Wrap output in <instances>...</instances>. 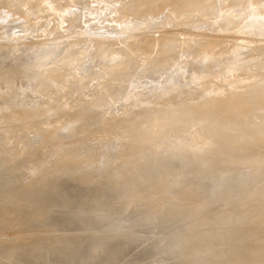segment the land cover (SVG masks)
Wrapping results in <instances>:
<instances>
[{
    "label": "rangeland",
    "instance_id": "rangeland-1",
    "mask_svg": "<svg viewBox=\"0 0 264 264\" xmlns=\"http://www.w3.org/2000/svg\"><path fill=\"white\" fill-rule=\"evenodd\" d=\"M141 11H143L142 13L144 14H142ZM137 13L141 14L138 15ZM136 15H138L137 18ZM19 27L21 29H19ZM10 28L14 29L11 30ZM9 29L14 33L12 34V32L10 31L11 35H9ZM125 38H127V40L130 39L129 42ZM159 39H161V41ZM168 39L170 40V44L173 43L172 46L170 45V47H168ZM121 40L127 41H124V43H128L126 49L123 46L124 43ZM140 40L142 41L139 43ZM162 40L164 43L162 42ZM166 40L167 42L165 43ZM173 40L175 41L173 42ZM91 41L93 42V48L91 47L92 50L95 47L94 42L96 43V45L99 44H97V42H100L99 45L102 46V49L104 47H109V49L103 50H106L105 54H109L111 51L114 52V46L111 47V45L117 41L118 45L115 46V49L117 51H115L119 53L117 48H121V50L123 49V51L125 49L126 52H124V54L127 53V51L128 54L130 53L129 50L130 48H134L133 46L135 42L137 47L131 49V52H133L135 49L137 50V48L140 51L141 49H139V47L141 43L143 41L146 42H143V46L140 47L143 50L142 52H139L140 54L138 52V55H135L136 52H133V54L130 53L132 55H135L133 56L134 59L131 58L132 55L128 56V54H115V56H119V58H124V56H126V63H129L130 61V65L126 64L122 59H120L125 63L124 64L120 62L122 64L120 67L119 58H113L114 56L112 57L110 54V56L114 60L118 61L114 62V64H119H115L118 70V72H116L115 66L111 65L113 63H111V60H109L111 59V57L108 59L109 63H107L106 59L108 56L106 57V55H103V51L100 52V50H102L101 46L100 48H95L97 50H95V54L97 53V56L100 53H103L100 55L102 56L100 58H106L104 59V61L106 62H100L103 59L97 61V63L95 61L98 59L94 61V58H97L99 56L93 58L94 51H91L90 49V45L92 43ZM119 41H121L120 44L123 48L118 47L120 46ZM102 42L105 43L104 47L102 45ZM31 43L33 44L31 45ZM60 43L66 46L63 48V45L61 46ZM67 43H72V47L75 44L74 48L78 44H82L83 46H78L82 49L86 45L88 47L89 43L90 45L87 49L84 48L86 50L83 49L85 51V54L83 53V55L85 56H83L81 52L74 53L76 55H74L73 53H69V48L71 47H67ZM45 44H48L46 46L47 49H49V47H54V52L56 54L59 52V45L69 53L67 57L66 55H64L66 53H63L62 57V53L60 55L59 52L57 54V57L58 59L60 58V56L62 57L60 58V61L57 60V57H51V59L56 58L57 62H54V60L52 62L50 61L51 65H55L56 63H61L62 61L63 63L68 62L72 58V63L71 61H69L70 63H68V65H71H69L70 67L68 65H65L66 63H64L65 67H63L64 65L61 66V64L58 63V65L60 64L59 66H61L62 69L66 68L67 66V69H69V71L74 64L76 65L77 60L78 62H80V64H82L83 62L86 63V65H82L83 68L86 69L87 62L85 61L90 58V56H88L89 58L86 56L92 55V58H90V60L92 59L95 65H92V62L90 60L88 61L90 62V65H92V67L94 66V68L88 67L89 69L85 71L83 68H80L82 66L79 67V63L76 65L78 66L77 68H75V65V67H73L74 69H78L76 70V72L71 68L70 74H77L78 72L79 75H81L82 73V76L84 75L83 77H88L87 80L82 76H80L82 78L79 77V81L81 79L85 80L84 82H80L82 83V86L83 84H85V86L87 87L86 83L90 82L89 84L92 87L93 85L90 81L92 80V78L94 79L93 83H97L100 75L95 72L96 75H99V78L95 79V77L97 76H93L95 74L93 71L97 70L95 68H98L101 65L100 63H104V67L100 66L101 68H108V65H111V68H115V72L113 71L111 76L113 77L114 74H116L115 76L118 78L117 75H119V69H125L123 64L125 66L129 65V68L126 67L128 68V70L125 69V71H129L131 73L129 69H132L133 71V68H136L138 62H141V65L137 66V71L141 70V73L144 76L140 74V72L137 73V71L135 73L139 76L131 73L132 75H135L137 77L132 75L128 76L127 78L129 80V83L127 82L126 78L123 79L124 83L127 82V86L126 84H124L126 89L123 88L124 85L121 81V75L119 76V78L121 77L119 81H121V85H123V87L121 85H118L120 82L115 78V76L114 78L119 83L115 82L118 83L115 84L111 82L112 85L109 84V81L111 80L108 79L110 78L109 76L108 78H106L108 79L109 86L107 85V83H105L106 85L102 84V81L107 82V80L105 79L101 80L98 84L101 89L100 92H103L102 89L104 90V87H106L105 89L108 90V87L115 84L116 86L114 87L119 88V90L117 89L119 93L115 90V92H111L110 95L109 90L112 91V89H115L111 87V89L108 90L109 94H107L108 92L104 93L106 91L105 90L103 94L99 92V95L101 94L100 96L105 97V95L107 94L110 97L114 96V99H110V97L106 96L108 97V99L106 98L105 100V98L103 97H95L91 95L93 93V90L97 92V94H93L98 95V86H95V84V88H91L92 90L89 89V86L88 89L86 88L87 90H90L88 92H86L87 90H84V86L82 87V89L80 87L82 95L84 91L86 92H84V94L87 95L85 98L82 97L81 99L80 97H78L82 96L80 95V90L78 89L73 91V89L78 88L74 87H76L79 83L78 81L73 82L72 80L77 77L76 74H71L73 77L72 78L70 77L71 75L69 76L68 74L69 71L65 69L66 71L64 70V73H67L69 77L66 75V77H64V73L61 76L62 69L60 67H57V65L54 66L55 69L51 68V65L47 66L48 64L46 63L49 61H46L42 58V55H45L48 51H45ZM70 44L69 46H71ZM129 46L130 48L128 49ZM42 47L44 48V51H42V55H39V52H41L40 49H42ZM80 48L79 50L77 48L76 51L83 52V50H81ZM56 49L58 52L55 51ZM63 49H61L60 51L64 52ZM88 49L92 53L89 52ZM71 50L75 49L71 48ZM52 51L48 52L51 53L50 56L54 55V52ZM86 51H88L90 54L87 52L86 55ZM123 51L120 53H123ZM233 53L236 57L231 58L230 55ZM70 54L74 56L72 57ZM48 55H45L47 57H44L48 59ZM81 55L83 56V58ZM120 55H122V57ZM161 55L163 56V59H161ZM70 56L71 58L69 59ZM25 57L27 60H24L28 63L23 67L26 68V71L24 74H22L24 70L22 68L24 63L22 61ZM128 57H130L131 59L129 58V60ZM197 57H200V60H198ZM80 58H82V61H80ZM125 58L124 60H126ZM83 59H85V61ZM160 59L162 60V66L157 68L155 67V65ZM252 59H254L256 63L259 62L258 64H260V61H263L264 63V0H0V69H2V67H4V65L7 63L9 70L10 68L12 69L13 67H15V70H12L13 74L11 73L12 77L14 76V81L12 80V82H10L12 77H10L11 74L9 73V77H7L10 80L6 79V75L4 76L5 79H3L4 77L0 79L4 81L6 80V82L1 81L2 85L0 83V97L2 98H0V121L5 120L0 122V152H4V150L10 149L9 152L11 153L10 155L9 153L7 154L8 158L9 156L13 155L11 158L6 159L7 161H9L8 164L7 161H4L6 163L3 164V167L6 164L8 169L4 167V172L2 170L0 171V195L2 197H0V200L5 199L6 202H4L5 200H3L1 201V204L4 203L8 205L7 207H4L6 205L0 204V264H15L11 261H8L7 258H3V255H6V253H3V255L1 254V251L7 250L8 245L10 246L11 244L12 248L17 247L18 249H21L19 248V245L22 246L23 244H27L29 242H36L37 244L34 243L35 245L31 249V252H26L24 250L26 253H28L25 255V258H27V260H25V262L21 264H60L64 260L56 252L57 246L55 247L52 241L54 240L55 242H57L56 240L58 238L65 239V237L69 238V236L73 237L75 240L77 239L76 241H78V247L80 248L76 250L75 258L78 259L77 261H79L80 263L82 262L81 264H97L101 261V259V264H140L144 259L145 261H147L145 264H264V117H262L264 113V67H257L256 69L249 71L245 75L238 73L239 69H242L243 63H245L242 60H249L250 62L255 63V61H253ZM114 60H112V62ZM131 60L138 61L136 62V65L133 61V68L130 67L132 64ZM21 63L23 64L21 65ZM263 63L261 64L263 65ZM96 64L100 65H97V67ZM142 64H146L144 65L145 67H143ZM151 64H154L155 69H157L158 71H155L154 68L150 69V67H152ZM261 64L259 66H262ZM45 66H47L46 70L44 68ZM139 67L141 69H139ZM142 67L146 68L147 70L149 67V69L152 70H148L150 73H153V71L157 72V76L154 73V76H156L155 78L152 76L153 74L151 75L150 73H148L153 77V82H146V80H151V78H146V75H148V71H145L146 69H143ZM56 68H60L61 73L58 74V71V73H56L57 76L54 74V70H56L57 72ZM99 68L97 71L101 70ZM50 69L54 71L53 73H51V75L46 73L47 70ZM79 70H84L85 72H81ZM88 70L89 72L90 70L93 71H91L92 73L89 74ZM40 71L41 73L39 75ZM121 71L122 70H120V72ZM9 72H11V70ZM42 72H44V74L46 75H49V77L47 76L46 78V75L44 76ZM143 72H146V75ZM33 73L34 75H32ZM36 73H38L37 76L39 75V77L36 76ZM101 73L104 75L102 78L107 77L105 76L106 73L100 71V74ZM130 73L126 72L125 74L129 75ZM41 74L43 75L42 77ZM52 74L53 76L57 78L59 77V79H61L59 80V82L62 81L61 77L66 78L67 81H64L63 79L65 83L70 82L66 84V87L65 83L63 84L61 82L63 87H65L62 89V86L59 85V82V84L57 83L58 85L54 84V86L56 85L60 90L65 89L66 94H69V92H67L68 85L70 84L71 86L73 85L71 83H74V87L71 86L72 95L70 94L68 96L72 100L76 96V98H74V103L72 100L66 99L68 97L64 98V102L62 101L63 99H61V96L59 94H62L64 97V90L62 92L54 87L53 90L57 89L60 92L57 93V95L56 93H53V90L50 91V89H52L53 87L52 84L55 83L51 80H55L57 82V78H53ZM125 74L123 75L124 77H126ZM15 75L17 78L15 77ZM26 75H30V77L27 78ZM149 75L148 77H151ZM34 76L41 81H38V79L36 80L40 82V84L42 83V85L38 86V84H34V82H36L33 78ZM131 76L132 79L138 77H141L140 79H143V77H145V80L143 79V83L145 81V85L142 82L141 83L143 85L139 84V82L142 81L139 78V82L133 80L137 83H131L132 81L130 82L131 79H129ZM22 77H26L29 80V83H33L31 84L32 87H34V90L31 86V89L29 88L28 90H33L31 94L33 93L34 95H30V91H25L27 88H24V92L27 93L24 95L22 94L23 96L21 95V92H18L20 95L18 93V95L16 94L17 88L19 89V91L20 89L22 90V88H20L22 87V84L25 83V85L23 86H29V84H27L28 82H25L28 80ZM31 77L33 78L32 81ZM69 78H72V82L71 80H68ZM15 79L20 80L16 81ZM199 79L201 80L199 81ZM112 81L115 80L112 78ZM8 82H10L11 84L13 82H18L17 85H19L20 83L21 85H19L20 87L16 88V84H13V86L11 84H8ZM75 83H77L76 86ZM80 83L78 86H81ZM161 83H163V85H165V83H168V86L171 84V89L168 88L169 90L166 86L165 91L169 92H166L167 94L165 93V96H163V98L162 96L160 97V95H162V93H164L165 91L164 86L159 85ZM100 84L104 85L102 86L103 88H101ZM129 84L133 85L128 86ZM135 84L136 86H134ZM155 85L158 86H156L158 91H152L154 88L156 89ZM8 86L11 89H9ZM161 86L162 90L159 89L161 88ZM120 87L123 89L120 90ZM127 87H130L129 89H132V87L133 89H135V91H133L132 89V93H135V95L133 94V96H136V94L140 95V97L139 95H137L138 99L134 97L135 100L129 98L131 99V101L134 100V102L142 98L141 95H145L149 91L148 88L151 89V93L149 92L146 94L147 96L145 95L144 99L147 101H144V99L142 98L140 99V102L144 101L146 104H148V106L149 104L150 106H153L151 104H156L153 106L155 108H150L146 105L144 110L138 111L143 109V106H145L144 102V104H142V102L140 104L139 101L138 104L142 105L143 108H141V106L135 109L132 108L139 105H136V102L135 104H133V102L131 101L129 103L126 102L129 101V99L127 100V96L132 94L130 93V90L127 89ZM143 87L145 90H147V92L143 91V89L141 90V88ZM257 87L259 88L256 89ZM6 88L9 89L10 92H6L8 91ZM12 88L13 90L16 88L15 93L14 91L11 92ZM38 88L41 90L44 88L43 90H45V92L48 90L47 92L49 94L52 92L50 95L48 93L45 95H49L51 97L54 94V97L50 98L45 96L43 94L45 92H39L40 90ZM124 89L128 90L130 94ZM4 91L6 92V94L4 93ZM36 91L40 94H43L47 99H43V95H41V98L40 95L36 93ZM76 92L77 94H80L77 96ZM2 93H4L6 97H3L4 94L1 96ZM7 93H9L8 97ZM112 93H117L120 97H118L117 95L115 96V94L112 95ZM248 93H250V95ZM10 94L11 98H9ZM12 94H15L16 97H21H18V99L15 97V99L14 97H12ZM123 94H125L126 96ZM57 96H60V98ZM70 96H72L73 98ZM89 97L91 98L88 99ZM93 97L95 99L98 98L99 101H101L102 99L105 100L104 105L102 104L103 108H101V103H99L98 100H94ZM115 97H122V99L118 100L116 98L115 101ZM48 98H50V100H48ZM54 98H59L60 100H55ZM45 99L47 100V102H51L53 99V101L56 102L58 100L59 103L60 101H62V105L66 103V107H64L68 108L69 111L71 108H74L73 105L75 104V102L80 105L81 102L84 103V101L87 100V103L85 102L84 106H89L90 108V106H92V102L95 101L94 103L96 104H93V106L95 108L98 107V111L102 109L103 115L105 114L106 116H108L109 114H112L111 116L109 115V117H113L114 120L111 118L113 120H110L109 122V127H111L109 128L107 127V125L106 127L109 129H106L105 123L108 124L107 121H109L110 118L106 117L105 115V117H102L103 115L100 111L101 119H98L97 117L99 115L98 112L93 111L95 110L94 107H91L93 110L91 108L90 110H92L94 113H97L96 115L94 113L91 114L90 111V114L87 113L88 111H85L86 109H83L85 108L84 106L80 107L83 104H81L80 106L76 104L78 107V112L75 111V109L77 108L76 106L74 110L71 109L72 112L78 113L76 114L72 113L71 111H67L68 109H64L65 112L64 110L60 111L59 109V111H57L58 107L55 108L54 111V107L59 106L56 102H51V104H55V106L52 107L51 105L50 109V105L46 103L48 105L46 106L49 110V114L53 113L48 116L45 113L47 109H45L44 112L43 110H41L45 106V104H43L45 102ZM1 100H5L4 102L6 103L9 101L7 103L8 105H6V103L4 104ZM13 100H15L16 103ZM66 100L72 101L73 105L69 104L71 105V108L68 107L69 105L67 106V104L71 102L67 103ZM10 101L14 102L15 104H10ZM118 101L121 103H119ZM157 101H161V104ZM232 101L237 103L235 107L231 105ZM41 102L44 106H42ZM101 102H103V100ZM113 102L118 103V105L114 104L115 107L112 106ZM177 102H180V106L184 108L177 106ZM122 103L132 104H126L124 106L122 105ZM170 103L172 104V107L176 106V108H173L174 110L181 108L185 111L183 113V110L178 109L177 112L175 110L176 113H178L179 111L180 115L182 113L184 114L181 115L182 119L180 118V116H176V113V117H174V114H172L173 111L169 113V111L171 110V106L169 108ZM97 104H100L101 109H99V105ZM182 104L186 105V107ZM208 104L212 106L209 113L203 116H199L198 119L195 118V115L194 118L192 117L188 119V114L190 116V114H194L195 111L201 112L206 107H208ZM106 105L111 107V109L107 107L110 112L106 108ZM7 106L10 109L6 108V110L3 111V108ZM62 107L60 109H63ZM79 107L81 108L80 114ZM89 108H87V110H89ZM2 111L3 114L1 113ZM7 111L11 113L9 114L7 113ZM33 111H36L37 115H43L44 113L45 115L44 117L36 116V113ZM84 111V115H86L87 113V115L89 114V117H91V115L96 116L97 121L103 120V118L104 120H106L100 122V125L102 127L99 125V121L94 122V126L98 127L97 129L92 125V119L95 120V117L93 116L92 118H90L92 123L91 128H95L96 130H99L101 128L98 132L91 129V132L93 131V133L97 135L93 134L92 136L90 135L91 133L83 134L84 132L90 130L88 129V125L90 124H88V121L90 120L85 121L82 118L83 114L82 116H79ZM104 111H108L109 114L107 112L106 114ZM258 111H260L261 113H258ZM5 113H7L8 115H5ZM32 113V116L35 115L37 118L34 119L31 116L33 118L32 119L30 116H28ZM65 113H68V115L74 114V117L78 116L80 120L78 117L77 119L75 117L74 120L77 121L73 122L71 126L69 122L74 121L73 117L70 116L72 117V120H70L71 118L67 115L69 117V121L67 120L68 117L66 118ZM166 113H169L168 115H172V117L167 115V117H165L164 115ZM63 114L65 116H63ZM260 114H262V116ZM7 116H9L10 118H6ZM59 118H62V120L65 119V121H69L67 123H69L70 125L68 126L70 130H68V127L67 129L66 127L62 128L64 130H68L67 133H65L66 131H62L65 134L59 131L62 130L59 129V127L64 126L65 121H62L64 122L63 124L61 122H58L60 125L57 126L58 128L55 126L58 125L56 122L59 120ZM81 118L82 120H84V123L88 124H84L85 127H87L83 128L87 129L85 131L82 128L80 130L79 123H83ZM191 119H194L196 121ZM78 121L80 122L78 123ZM2 122H5V124ZM51 122L55 124L51 125ZM74 123H78L77 127L79 128H77ZM95 123H97L100 128ZM50 125L55 126L54 129H56V132L54 129L52 130L53 127H51ZM84 125L82 124L81 127ZM48 128L49 131H53V133L50 134L51 138L49 137L47 139V137H43V134L49 136V134L45 133L47 132L46 130ZM103 128L107 131H104ZM57 129L59 130L57 131ZM72 129H74V133H76L75 135L73 133L74 136L72 134H68V132L71 133ZM78 129L84 132L78 133ZM60 133L61 135H59ZM77 133L79 134L78 136ZM105 134L109 135L106 137ZM123 134L125 136L123 137L124 139H126L127 143L124 139H122L123 137L120 140V135L122 136ZM103 135L105 136L104 138ZM111 135H113V137ZM114 135L117 136L116 140L119 139L122 143L123 141H125L124 146L120 141L117 142L116 140L114 141V139H112V141L110 140L111 137H116ZM109 136L111 137L109 138ZM100 138L103 139L101 140ZM99 139L102 142L104 139H107L110 142L107 143L106 141H104L103 144L102 142H100V144ZM33 140H36L35 143H33ZM28 141L30 143H28ZM72 142L78 143V145L76 144L77 146L75 145V147H77L78 149L79 144H84L83 148H85L86 145L89 144L90 146L87 145L86 148L89 147L90 150L91 148H93L92 151L95 148L103 146L105 144L106 149L108 148L110 150L107 149L108 152H106L107 150H103L105 149L104 147H102V149L100 147L101 151L97 148L100 152L97 151V153H94L96 151L95 149L91 157L87 158L88 155L90 156V150L88 151L85 148L87 150L86 151L82 148L83 150H85L84 153V151H82L81 149V145L79 150L76 148V151H72L75 150V148L73 147L75 143L73 144ZM119 143L122 145H120ZM29 144L32 148L29 147ZM54 144L59 147H61L60 145L63 144V148L61 147L62 149L59 148L58 150L62 151L61 153H70V156H67L68 154L64 153V157H68H65V160L69 159L70 157L72 158V155L76 153L81 155L83 154L86 159L82 158V156L80 155L81 157L79 156V159H75L76 157L78 158V156H74V159L72 158V160L70 158L69 161H61V159L57 157H60L63 154H61L60 151L57 150L58 147L55 145L57 147L56 148ZM68 144L74 149L72 147L67 148L69 146ZM93 144H96L97 146L95 145L94 147ZM92 145L93 147H91ZM119 145L120 147H123L120 148ZM48 149L51 153L48 152ZM50 149H53L56 155H54L55 153ZM92 151L90 152L92 153ZM24 152H26L25 155L28 154L26 155V157L25 155H23ZM86 152H88V154ZM4 153H2L0 156V164L3 162V158L1 159V157L5 156L4 160L6 158V154L4 155ZM18 154H20V156ZM47 154L48 156L46 158L45 156ZM85 154H87V156ZM21 155H23L24 157H22ZM50 155L54 156V158L56 156L57 161L58 159L60 160L59 163L54 162V160L56 159L53 158L52 160V156ZM15 157L17 160H15ZM152 157H154V159ZM161 158L164 161H162ZM10 159L14 161L12 162L10 161ZM38 159H40V161H42V159H46L42 162H44L46 166L49 165L50 167H48L50 168V170L51 167L55 169V163H58V166H55L57 168V171L59 169H63V166L67 165L70 167L72 165L73 167L71 166L69 168L71 169V171L67 169L69 172L67 170L66 172H72L71 174H73L75 171H77L79 174L78 176H82L83 179L81 178L80 182V180L78 181V179H76L78 176L74 175L77 173H74V176L72 177L71 175L70 177L68 173L64 172L70 177V179L69 177L64 178L65 181L66 179H69L68 184L65 185H67V187L72 185L73 188L69 187L70 190L69 188H67L68 192L63 191L66 189H63L61 185H63L64 187V183H66L67 181L62 182L64 180V176L62 175L66 176V174L60 173L62 178L56 177V180L53 181L54 184L53 182L50 183L49 181L53 180V176H59V173L57 174V172H53V178L49 177L52 173L46 174L47 177H49L47 178V182L46 176L45 178L43 176V172L45 175V173H47L45 171H48L45 170L47 167H45L42 162H39ZM47 160H49L50 162H48ZM29 161H33V165L30 164L31 162ZM139 161H141V163ZM85 162L87 164L86 168H84ZM81 163H84L83 166L80 165ZM37 164H39V168L38 166L36 167L42 172L40 173L42 179L39 174L40 170L38 172V170H36L37 168L34 167V165ZM40 164H42L41 167ZM59 164H61L62 166ZM43 166L45 167V169L42 168ZM60 166L61 168H59ZM80 166L83 167L84 173ZM0 167V169H2V164L0 165ZM21 167L24 168V171ZM29 168L36 170L39 176L36 171H34L36 173L34 175V172L32 170H29ZM9 169L11 170L9 174H11L12 171L17 170L14 172V175H16V177L13 175H10L9 177ZM85 169H87V172L89 169L92 170L91 172H89L91 173V175L89 173H86ZM20 170L24 173L26 172V175L20 174L22 173ZM60 170L58 172H60ZM27 171L28 173L29 171L32 172V174H28ZM16 172H19L20 177L17 176L18 174ZM81 172L83 173V175ZM48 173L50 172L48 171ZM131 173L133 174L132 176H130ZM86 174H88L87 177L90 176L89 178L91 179V181H93L94 179L95 181L91 182L89 178H86ZM30 175H34L35 177ZM12 176L14 179H12ZM17 177L18 179L22 178L24 181H26L25 179L27 177L28 178L27 181L25 183L23 182L22 185L23 180H20L19 182L18 179H15ZM39 177L42 181H44L45 184L38 179ZM92 177H94V179H92ZM58 178L63 180H60L59 182ZM70 180L72 181L71 183ZM87 180H89L91 183L87 182ZM40 181L45 186L40 184ZM82 181H85V184L93 183L94 185V182L95 184H98L96 186L94 185L95 190L98 191L97 194L95 192L94 195V191L91 190L92 188L89 189L90 187L87 184L89 189L87 190V197L89 198L91 195H93L95 196L94 198L93 196H91L92 199L85 198V193L87 194V191H85L87 189V186H85V189V184H83L84 182ZM37 182L40 186H38L37 188L40 190L33 187H36ZM41 185L43 188H45L47 185L50 186L49 188L51 190H49L53 192L50 193L52 194V196H54L52 197L49 193V190L46 189L48 188V186L45 188L46 190H43V188H41ZM79 185H81L80 187H83L78 189L79 192L82 193L81 189H85V193L80 194L76 191V188H79ZM30 186H32L33 189L36 190L34 192L35 197L31 198L33 199V201L31 200V202H28V200L30 201L31 195L26 193L25 189L28 190ZM51 187H59L58 190H60L56 191L57 188L52 189ZM181 188H183V190H180ZM33 189H29L30 193ZM72 189H74V191L79 194L70 192L73 191ZM90 190L92 192L89 195ZM39 191L46 193V195L50 194L49 196L51 197L47 195L50 200L55 197L54 192H65L60 194L64 195V197H70L71 201L68 198L63 199V196L61 195V198H58L57 196L56 197L60 200L62 199V201L65 200L67 202L66 204L71 203V205L74 206V208L73 206H71L73 210L72 208H68V210L71 209V211H68L66 209L70 205L65 207L60 206V200L57 199L59 203H56L55 197L53 199V202L55 201V205L58 204L59 206L56 205V207L54 205V210L56 209L54 211V214H58V216L54 217L55 215L53 214V211L50 212L53 206V202H51L52 206L49 205L51 209H45L46 211L52 213V218L39 215V213H42L41 211H44L43 207H45L42 206L41 202H39L42 199ZM66 192L67 194H72L73 197L75 196L74 194H77V196H75L74 198L71 195L66 196ZM173 193L176 194L173 195ZM34 194L32 196H34ZM83 196L84 198H82ZM72 198L73 201H75L74 204H72ZM126 201L128 204L125 203ZM38 202L41 206L38 205ZM46 202H49V199ZM63 204L65 203H62V205ZM36 205H38L37 208ZM32 207H34V209H31ZM46 207H48V205ZM75 207H78V209H76ZM124 207L127 209H125ZM39 208L40 212H37L38 216H40L39 218L41 219H39L36 215L37 212L34 213ZM30 210L33 211L31 213H34V216L38 218H36V220L38 221H35V217L30 213ZM61 210H64L62 211L63 213H66L67 211L70 213H55L56 211L59 212ZM22 211H24V213ZM28 211L30 215H28ZM74 211H77L79 214H77L76 212L72 213L73 215H71V212ZM80 212L83 213L80 214ZM24 214L27 215L26 217H33L34 221L38 223L34 224L35 222L33 220L32 221L34 223L32 221L31 223L26 222L27 220L29 221V219L31 220V218L28 217L25 220L26 217L24 216ZM46 214L47 213H43V215ZM3 215L5 217L6 215H8V218L6 217L7 219L2 220V218H5ZM48 222H50V226H48ZM65 224L68 225V227H66ZM101 225H107L109 226V228L107 229V227H105L103 230V226ZM99 226H101V228H98ZM65 228L68 229V231H65ZM69 229L74 231L72 232ZM251 233H258V235L255 236V234ZM71 237L69 239H72ZM106 239L119 240L121 242H125L124 244L133 242L136 245L131 247L128 244L126 247H124L112 242L111 244L103 245ZM247 239H249V242L253 240L251 241V243H249L250 245L247 243ZM58 241H61V239ZM167 247L168 250L162 253L150 251L148 249L153 248L155 250H162ZM17 248L15 250H18ZM65 248L67 249L66 246H64L63 249ZM22 251L23 249L21 250V252ZM23 253L21 254L23 255ZM183 253L185 254L183 255Z\"/></svg>",
    "mask_w": 264,
    "mask_h": 264
},
{
    "label": "bare ground",
    "instance_id": "bare-ground-1",
    "mask_svg": "<svg viewBox=\"0 0 264 264\" xmlns=\"http://www.w3.org/2000/svg\"><path fill=\"white\" fill-rule=\"evenodd\" d=\"M142 12H143V11H141V13H142ZM141 13H139V14L137 13V14L140 15ZM155 13H156V12H155ZM142 14H144V13H142ZM138 15H136V18L138 17ZM34 22H35V21H34ZM10 29H11V28H10ZM10 29L8 30V33H10L9 35H11V32H12V34L14 33L13 31H11V30H13L14 28L11 29V30H10ZM16 29H18V28H16ZM19 29H21V28L19 27ZM10 31H11V32H10ZM23 34H24V33H23ZM116 36H118V35H116ZM116 36H114V37H116ZM119 36H121V35H119ZM48 37H49V36H48ZM128 38H130V37H128ZM167 38H168V37H167ZM169 38H170V37H169ZM17 39H18V38H17ZM122 39H123V38H122ZM125 39L127 40V38H125ZM176 39H177V38H176ZM44 40H46V39H44ZM126 40H121V41L124 43V41H126ZM129 40H130V39H129ZM129 40H127V41L129 42ZM159 40L161 41V39H159ZM168 40H169V39H168ZM17 41H18V40H17ZM27 41H28V40H27ZM121 41H119V45H120V46H118V47H122L121 44H120ZM127 41H126V42H127ZM131 41H132V40H131ZM141 41H142V40H140L139 43H140ZM160 41H159V42H160ZM174 41H175V40H173V42H174ZM15 42H16V41H15ZM38 42H39V41H38ZM44 42H46V41H44ZM91 42H92V41H91ZM91 42H90V43H91ZM126 42L124 43V45L122 44V45L125 47V49H126V46L128 45V43H126ZM133 42H134V40H133ZM133 42H131V43H133ZM143 42H146V41H143ZM143 42L141 43V45L139 44L140 47L143 46V45H142V44H144ZM162 42H163V40H162ZM166 42H167V40L165 41V43H166ZM169 42H170V40L168 41V47H170V45L172 46V44H173V43L170 44ZM171 42H172V40H171ZM19 43H20V42H19ZM28 43H29V42H28ZM90 43H89V45H90ZM98 43L100 44V42H97V44H98ZM102 43H103L102 45H103V47H104V44H105V43H104V42H102ZM116 43H117V44H116ZM131 43H130V44H131ZM157 43H158V41H157ZM163 43H164V42H163ZM29 44H30V43H29ZM32 44H33V43H31V45H32ZM34 44H36V43H34ZM60 44H61V43H60ZM67 44H68V43H67ZM69 44H70V43H69ZM69 44H68L67 47H71L72 49H75V50H71V48H69V53H73V54H74V53H80V52H81V54L83 55V53L85 52L84 50H86V49L89 47V45H88V47H87V45H86V46L84 47V48H86V49L83 48V49H84V50H83L82 48H80L81 46H83L82 44H78L77 46H75V48H74V45H75V44L73 45V47H72V45H71L72 43L70 44L71 46H69ZM99 44L96 45V43L94 42L95 47H94L93 50L91 49V47L93 46V42H92L91 45H90V49H91V51H94V52H93V53H94L93 58L99 56V57H97V58H94V61H95L96 59H98V60L95 61V62L97 63V61L103 59V60L100 61V62H106V61H104V59H106V58H100V57H102V56H100V55L104 53L103 55H106V57L108 56L107 59H106V60H107V63H109L108 61L111 60V63H113V64L110 63L111 65H114V66H115V64L117 65L118 63H115V64H114V62H115L116 60H114L113 58H115V57H116L117 59L119 58V56H115V54L117 53V52H116L117 50L115 49V48H116L115 46L118 45V41L111 45V47L114 46L113 49H114V52H115V53L111 51L109 54L107 53L108 55L105 54V51H106V50H105V51H103V50H104V49H109V47H107V48L104 47V48L102 49V46L99 45ZM125 44H126V45H125ZM174 44H175V43H174ZM47 45H48V44H45V47H44V48L46 49L45 51L48 50V51H47V53H48V52H51V51L53 50L52 52H54V49H55V48L52 47V48H53V49H52L51 47H49V49H47V48H46ZM58 45H59V44H58ZM62 45H63V44H61V46H62ZM80 45H81V46H80ZM106 45H107V44H106ZM131 45H132V44H131ZM139 45H138V46H139ZM7 46H8V45H7ZM65 46H66V45H65ZM65 46L63 45V48H64ZM78 46H80V47H78ZM96 46H97V47H96ZM100 46H101V49H102V50H100V52L103 51V53H100V52H99L100 54L98 53L99 55L96 56L97 53L95 54V50H96L98 47L100 48ZM132 46H133V45H132ZM3 47H5V46H3ZM56 47H57V46H56ZM67 47H66V48H67ZM111 47H110V48H111ZM133 47H134V48L137 47L136 42H135V44H134ZM140 47H139V49H141L140 51L138 50V48H137L138 51H137L136 49H135L134 51L132 50L133 52H136L135 55H138L137 52L139 53V52H142V51H143L142 48H140ZM6 48H8V47H6ZM44 48H43V47H42V49L38 48V49L41 50V52H39V53H40L39 55H42L41 53H42V51H44ZM58 48H60V49L58 50L60 53L57 51V49H56L55 51H57L60 55H61V53H62V55H61L62 57H63V53H66V54H64V55H66V57L69 55V53L66 52L63 48H61L60 45L58 46ZM66 48H65V49H66ZM77 48H78V50H79V48H80L81 50H83V52H82V51L77 52V51H76ZM92 48H93V47H92ZM95 48H96V49H95ZM122 48H123V47H122ZM129 48H130V46L128 47V49H129ZM134 48H130V50H131V49H134ZM51 49H52V50H51ZM61 49H63L64 52H63V51H60ZM113 49H111V50H113ZM117 49H118V51H119V53H117V55H119V54L127 55V54H128V51H127V53L124 54V52H126L125 49H124V51H123V49L121 50V48H117ZM128 49H127V50H128ZM50 50H51V51H50ZM70 50H71V52H70ZM115 50H116V51H115ZM130 50H129V52L133 54V52H131ZM35 51H36V50H35ZM38 51H39V50H38ZM72 51H73V52H72ZM74 51H75V52H74ZM88 51H89V49H88ZM88 51H86V55H87V52H88ZM91 51H89V52H91ZM96 51H97V50H96ZM109 51H110V50H109ZM122 51H123V53H120V52H122ZM89 52H88V53H89ZM107 52H108V51H107ZM18 53H19V52H18ZM47 53H46V54L43 53V54H45V55H48V54H49V55H48V56H49L48 59L45 58V57H47V56L42 55V56H43V57H42L43 59H45L46 61H49V62L46 63V64H48L47 66H50V65H51L50 61L52 62V61L54 60V62H57V61H56V58H55V59H53V58L51 59V57H57V54H58V53L56 54V53L54 52V55H53V56H50L51 53H48V54H47ZM67 53H68V54H67ZM91 53H92V52H91ZM113 53H114V55H113ZM130 53L128 54V56H131V55H132V54H130ZM52 54H53V53H52ZM84 54H85V53H84ZM89 54H90V53H89ZM110 54H111L112 57H113V56H114V57L112 58V57L110 56ZM139 54H140V53H139ZM55 55H56V56H55ZM60 55H58V56H60ZM70 55H71V54H70ZM74 55H76V54H74ZM74 55H73V56H74ZM82 55H81V56H82ZM135 55H132L131 58L134 59L133 56H135ZM44 56H45V57H44ZM61 56H60V58H62ZM71 56H72V55H71ZM71 56L69 57V59L71 58ZM73 56H72V57H73ZM83 56H85V55H83ZM83 56H82V58H83ZM88 56H90V58H92V55H87L86 57H88ZM120 56L122 57V55H120ZM161 56H162V55H161ZM103 57H104V56H103ZM110 57H111V59H109ZM125 57H126V56H124V58H125ZM230 57L233 58V57H236V56H234V53H233V54L230 55ZM60 58L58 59V57H57V60L60 61ZM82 58H80L81 60H80V59H79V60L82 61ZM88 58H89V57H88ZM90 58L87 59V61H85V59H83L85 62H87V68H86V66H85L86 69L83 68V66L86 65V63H84V62H83L82 64H80V62H78V60H77L76 65L79 63L78 65H79V67H80V66H82V65L84 64V65H83L82 67H80V68H83L85 71H86L87 69H89L88 67L94 68V66L92 67V65H95V63H93L94 61H93L92 59L90 60ZM124 58H119V60L122 59V60L126 63L127 58H125L126 60H124ZM129 58H130V57H128V59H129ZM131 58H130V59H131ZM249 58H250V57H249ZM24 59H26V57L23 58V61H22V62L24 63V65L22 66V68L25 66V64L28 63V62H26ZM49 59H51V60H49ZM69 59H68V60H69ZM71 59H72V58H71ZM71 59H70L69 61H71ZM108 59H109V60H108ZM130 59H129V60H130ZM161 59H163V56H162ZM161 59L158 60L159 62L157 61L158 64L156 63L155 67L159 68V67L162 66V63H161L162 60H161ZM197 59L200 60V57H197ZM26 60H27V59H26ZM28 60H29V58H28ZM61 60H62V59H61ZM88 60H90V61L92 62V65H90V62H89ZM112 60H114V61L112 62ZM129 60H128V61H129ZM198 60H197V61H198ZM252 60L255 61L254 59H252ZM24 61H25L26 63H25ZM46 61H45V62H46ZM69 61H68V62H64V63H66L65 65H68V63H70ZM131 61H132V62H131L132 64H131L130 67L133 68V61H134V64H135V65L137 64L136 62H138V61H135V60H131ZM242 61H244L245 63L242 62V63H243L242 69H239L238 73H241V74H244V75H245L246 73H248L249 71H251V70H253V69H256L257 67H259V68H260V67H264V63H263V61H260V64L263 63V65L261 64L262 66H259V65H260V64H258L259 62L256 63V61H255V63H254V62H250L249 60H242ZM100 62H98V63H100ZM116 62H118V61H116ZM120 62H121V63H124V62H122L121 60L119 61V63H120ZM23 63H21V65H22ZM58 63H60V62H58ZM58 63H56L55 65L52 64V65H51V68L55 69L54 66L57 65V67H60V68L62 69L61 66L64 65L63 61L60 63L61 66H59L60 64L58 65ZM71 63H72V61H71ZM107 63H106V64H107ZM121 63H120V67H121V65H122ZM125 63H124V64H125ZM129 63H130V61H129ZM129 63L127 62L126 64H129ZM152 63H153V62H152ZM154 63H155V62H154ZM46 64H45V65H46ZM88 64H89V66H88ZM100 64H101V65H100ZM100 64H99L100 66H103L104 63H100ZM124 64H123V66L125 67V69L128 70L130 64H129L128 66H127V65L125 66ZM5 65H6V66H5ZM5 65H4V67H2V69H0V79H2V77H4L5 75H6V79H9V78H8V77H9V74L12 73V70H15V69H14L15 67L9 65V66L13 67L12 69L10 68L11 72H9L10 70L8 69V68H9V67H8V63L5 64ZM65 65H64L63 67H65ZM69 65H70V64H69ZM69 65H68V66H69ZM74 65H75V64H74ZM74 65H73V67L76 66V65H75V66H74ZM97 65H98V64H96V66H97ZM99 65H98V66H99ZM111 65H108V68L105 67L106 70L103 68L104 66H103L102 68H101L100 66H99L100 68L97 66L99 69H101V70H99V71H97L98 68H95V69H97V70L94 69L95 71L90 70V72H89V70H88L89 74L92 73L91 71H93L94 73L97 72V74L100 75V78H99V77H98L99 75H96V73H95V74L93 73L94 75L91 74V75H93V76H95V75L97 76V77H95V79H96V78H97V79H98V78L100 79V80L98 79L99 81L97 80V83H93V82H94V79L92 78L93 81L90 80L91 83H92V85H93L92 87H91L90 84H89L90 82H89V83H86V82H88V81L85 82L86 85H87V87L85 86V84H83L84 87L81 85L82 83H80V82H84V81H85V80H83V79H81V80H83V81H81V80L79 81V80H78V79H80V78H82V77L84 76V75L82 76V73H81V75H79L78 72H77V74H76V73H71V74H76V75H77V77H76L77 79H76V78L72 79L73 77H72V75L70 74V72H71V68H72V70H74L75 72H76V70H78V69H74L73 67H71V68H70V71H69V69H67V66H66V68H63V69L61 70V73H62V74L60 73V68H56V69H57V72H56V70H54V71H55L54 74L57 76L56 73H58V71H59L58 74H61V76H62L63 73H64V70L67 69V70L69 71V73H68L69 76L71 75L70 77H72V78H69L68 80H71V79H72L73 82L78 81V82L80 83V85H81V86H78L79 83H78V84L75 83V86H76V84H77V86L74 87V86H73L74 83H73L72 80H71V82H72L71 84H73V85H71V86H73L74 88H77V87H78L77 89H73V91H74V90H78V89L80 90V87H81V89H82V87L85 88L84 90L86 91V90L88 89V86L90 87L89 89H91V88L93 89L94 84H95V86H96V85L98 86V84L100 83V81L103 80V79L107 80V82L104 80L105 82L102 81V84L106 85L105 83H107L108 86H109V84L112 85V83L118 82V81L120 80V78H121V77L119 78L120 75L122 76V78H121V81H122V82H123V79L126 78V79H127V82L129 83V80H128L127 77L130 76V75H132L131 73L136 74L135 72L137 71V66H138V65L140 66V65H141V62H138V64L136 65V68H135L136 70H135L134 68H133V71H132V69H129V70L131 71V73H130L129 71H125V69H119V73H118L119 75H117L119 79L115 76L116 74H114L115 78H116L118 81H116V79L114 78V76H113V77L111 76V75H112V72H113V71L115 72V70H114L115 68H116V72H118L117 67L115 66V68H113V67L111 68ZM118 65H119V64H118ZM144 65H146V64H142L143 67H145ZM151 65H152V64H151ZM47 66L44 67L45 70L47 69ZM52 66H53V67H52ZM70 66H71V65H70ZM70 66H69V67H70ZM96 66H95V67H96ZM106 66H107V65H106ZM69 67H68V68H69ZM77 67H78V66H76L75 68H77ZM126 67H128V68H126ZM134 67H135V66H134ZM143 67H142V68H143ZM155 67H154V64H153L152 67H150V69H152V68L155 69ZM17 68H18V67H17ZM20 68H21V67H20ZM49 68H50V67H49ZM49 68H48V69H49ZM80 68H79V69H80ZM118 68H119V66H118ZM146 68H147V66H146ZM146 68H143V69H146ZM23 69H24V70H23V73H22V74H24L25 71H26V68H23ZM58 69H59V70H58ZM107 69H108V70L110 69V70H109L110 72H109ZM139 69H141V68L139 67ZM150 69H149V67H148V70H150ZM154 69H153V70H154ZM8 70H9V71H8ZM21 70H22V69H21ZM21 70H20V71H21ZM43 70H44V69H43ZM45 70H44V71H45ZM84 70H79V71L82 72V71H84ZM103 70H104V71H103ZM120 70H122V71H124V72L121 71V72H122V73H121ZM148 70L146 69L145 71H148ZM156 70H157V69H155V71H156ZM48 71H49V73H48ZM54 71L50 69V70H47L46 73L49 74V75H51V73H53ZM62 71H63V72H62ZM65 71H66V70H65ZM74 71H73V72H74ZM85 71H84V72H85ZM100 71H102L103 73H106V74H110V75H106V74H105V76H107V77L102 78L104 75H103L102 73H101V74H102V75H101V74H100ZM150 71H152V70H150ZM155 71H153V73H150V72L148 71L147 74H148V73H150L151 75L153 74L152 76L155 78V77L157 76V72H155ZM157 71H158V70H157ZM13 72H15V71H13ZM21 72H22V71H21ZM98 72H99V73H98ZM107 72H108V73H107ZM126 72H128V73H130V74H129V75H128V74L126 75V74H125ZM138 72H140V74H142V73H141V72H142L141 70H140V71H137V73H138ZM8 73H9V74H8ZM40 73H41V71L39 72V75H40ZM42 73L44 74V72H42ZM79 73H80V72H79ZM120 73H121V74H120ZM123 73L125 74L126 77L123 76V75H124ZM143 73H144V72H143ZM145 73H146V72H145ZM145 73H144V74H145ZM154 73L156 74V76H154ZM12 74H13V73H12ZM12 74H11L10 77H12ZM20 74H21V73H20ZM20 74H19V75H20ZM37 74H38V73H36V76H37ZM122 74H123V75H122ZM32 75H34V73H33ZM39 75H38L37 77H39ZM45 75H46V74H44V76H45ZM49 75H46L45 77L47 78V76L49 77ZM65 75L68 76L67 73H64V77H66ZM78 75H79V76H78ZM136 75H137V74H136ZM142 75H143V74H142ZM142 75H141V76H142ZM145 75H146V74H145ZM148 75H149V74H148ZM148 75H146V78H151V80L148 79V80H146V82H150V81L153 82V80H154L153 77H152L151 75H149V76H151V77H148ZM7 76H8V77H7ZM42 76H43V75L41 74V77H42ZM52 76H53V74H52ZM61 76H60V77H61ZM69 76H68V77H69ZM74 76H75V75H74ZM80 76H82V77H80ZM93 76H90V77H93ZM109 76H110V78H108ZM132 76H135V75H132ZM132 76L129 78V79H131L130 82L132 81L131 83L135 82V81H133V80H136L137 82H139V80H138L139 77H138V78H135V79H132ZM137 76H139V75H137ZM137 76H135V77H137ZM143 76H144V75H143ZM204 76H205V74H204ZM13 77H14V76H13ZM13 77L11 78V81H10V82H12V80L14 79ZM15 77H16V75H15ZM26 77L28 78V77H30V75H29V76L26 75ZM26 77H22V78H26ZM54 77H55V76H53V78H54ZM79 77H80V78H79ZM16 78H17V77H16ZM22 78H21V80H22ZM27 78H26V80H28ZM31 78H32V77H31ZM33 78H34L35 81L38 79V78H36L35 76H34ZM33 78L31 79V81L33 80ZM35 78H36V79H35ZM50 78H51V76H50ZM55 78H57V77H55ZM61 78H62V81H60V82H59V80H61V79H59V77L57 78V82H56L55 80H51V81H54L55 83L52 84L53 87L51 86L52 89H50V91H52V90L54 89V87L57 88L56 85H58L59 83H60L59 85L62 86L61 89H62V88H65L67 83H70V82L65 83L64 81L66 80V78H63V77H61ZM83 78H84V79L86 78V80L88 79V77H83ZM106 78L111 79V80L109 81V82H110L109 84H108V79H106ZM112 78H113L115 81H112ZM133 78H134V77H133ZM140 78H141V77H140ZM140 78H139V79H140ZM3 79H5V77H4ZM63 79H64V81H63ZM143 79L145 80V77H143ZM143 79H140V80H142V81H140L139 84L143 85V84L145 83V81H144V83H143ZM152 79H153V80H152ZM9 80H10V79H9ZM9 80H8V81H9ZM15 80H16V81H19L20 79H19V80H18V79H15ZM200 80H201V79H199V81H200ZM1 81H2V82H6V80H5V81H4V80H0V83H1ZM13 81H14V80H13ZM24 81H25V80H24ZM24 81H23V82H24ZM31 81H30V82H31ZM38 81H40V80L38 79ZM38 81L34 82V84L36 83V85L38 84V86L42 85V83L40 84L41 81H40V82H38ZM66 81H67V80H66ZM95 81H96V80H95ZM121 81H119L120 83L118 82L119 84H118V83H115V84H118V85L120 86V85H121ZM10 82H8V84H11ZM20 82H21V81H20ZM23 82H22V83H23ZM25 82H28V83H27V84H29L28 87L23 86V85H25V83L22 84V87H20L19 85H21V83H20L19 85H17L18 82H17V83H16V82H15V83L13 82L11 85L16 84V88H17V87H20V88H22V90L20 89V91H19L18 88H17V91L15 90L16 88L13 90V88H14V87H13L11 92L14 91V93H15V91H16V94H17L18 92H21V95H22V94L24 95V94L27 93V92H26V93L24 92V88H25V89L27 88L25 91H30V95H34L33 93L31 94V92L34 90V89H33L34 87H32V84H33V83H32V82H31L32 84L29 83V80H28V81H25ZM58 82H59V83H58ZM61 82H62L63 84L65 83V87H63V85H62ZM111 82H112V83H111ZM127 82H125V83L123 82L122 84H123V85L126 84V86H127ZM137 82H135V83H137ZM141 82H142L143 84H142ZM57 83H58V84H57ZM27 84H26V85H27ZM30 84H31V85H30ZM54 84H56V85L54 86ZM115 84H114L113 86H110V87L107 86V87H108V90L111 89V87L115 88L114 90L112 89V91L109 90V91H110V95H111V92H115V90H116V92H118V90H119V88L114 87V86H116ZM146 84H147V83H146ZM167 84H168V83H165V85H163V83H161V84H159V85H163V86H164V91H165L166 86H167V89H168V88L171 89V87H170L171 84H170L169 86H168ZM1 85H2V83H1ZM6 85H7V84H6ZM36 85H35V88H36ZM100 85H101V84H100ZM104 85H101V88H103L102 86H104ZM118 85H117V86H118ZM123 85H121V86L123 87ZM130 85L132 86L133 84H129L128 86H130ZM144 85H145V84H144ZM9 86H10V85H9ZM9 86H8V87H9ZM13 86H14V85H13ZM30 86L32 87L33 90H28L29 88L31 89ZM33 86H34V85H33ZM38 86H37V87H38ZM46 86H47V85H46ZM71 86H70V84H69V85H68V88H69V89L67 88V92H69V94H66V90H65V89H63V90H64V95H65L64 97H63L62 94H59V95L61 96V99H63V100H62L63 102H64V98H65V97H68L70 94L72 95V87H71ZM134 86H136V84H135ZM156 86H157V85H155V87H156ZM6 87H7V86H6ZM11 87H12V86H11ZM47 87H48V86H47ZM47 87H46V88H47ZM51 87H49V88H51ZM145 87H146V86H145ZM153 87H154V84H153ZM153 87H152V89H153ZM157 87H158V86H157ZM157 87H156V89L154 88L152 91H154V90H157V91H158ZM39 88H40V87H39ZM39 88H38V89H39ZM86 88H87V89H86ZM94 88H95V87H94ZM105 88H106V87H104V90L102 89V91L104 92V91L106 90L104 93H107V92H108L107 94H109V91H108L107 89H105ZM123 88L126 89L125 85H124ZM123 88L120 87V90H122ZM129 88H130V87H129ZM129 88L127 87V89H129ZM134 88H135V87H134ZM137 88H138V87H137ZM147 88H148V87H147ZM258 88H259V87H257L256 89H258ZM6 89H7V88H6ZM9 89H11V88L9 87ZM9 89H7L8 91H6V90H5V91H6V92H10ZM38 89H37V90H38ZM43 89H44V88H43ZM43 89H42V90H43ZM57 89H58V88H57ZM57 89H56V90H53V93H54V94L56 93V95H57V93H60V92L58 91V90H60V89H58V90H57ZM92 89H91V90H92ZM97 89H98V95H94V94H93V93H96V94H97V92L94 91V90L92 91L93 93H92L91 95H93V96H95V97H103V96H100L101 94H103V92H102V93L100 92L101 89H100L99 86H98ZM97 89H96V90H97ZM117 89H118V90H117ZM125 89H124V90H125ZM132 89H133V87H132ZM132 89H129V90H130V93H132ZM142 89H143V91H146V92H147V90H145L144 87L141 88V90H142ZM159 89L162 90V86H161V88H159ZM169 89H168V90H169ZM35 90H36V89H35ZM39 90H40V91H39ZM39 90H38V91L41 92V93H42V92H45V90H43V91H42L41 89H39ZM63 90H60V91L63 92ZM68 90H70V91H68ZM84 90H83V91H84ZM148 90H149V91H148L147 93H149L151 89L148 88ZM1 91H2V90H1ZM5 91H4V93L6 94ZM47 91H48V90H47ZM47 91H46L45 93H43V94H44V95L47 94V93H48ZM56 91H57V92H56ZM85 91H84V92H85ZM88 91H90V90H87L86 92H88ZM125 91L128 92V90H125ZM133 91H135V89H133ZM143 91H142V92H143ZM157 91H155V92H157ZM252 91H254V90H252ZM255 91H256V90H255ZM2 92H3V91H2ZM22 92H23V93H22ZM39 92L36 91V93L39 94L40 97H41V95H43V94H40ZM62 92H61V93H62ZM70 92H71V93H70ZM79 92L81 93V90H80ZM84 92H83V95H85V96H83L82 93H81V94L79 93V94L82 95V96H78L79 94H77V92H76V94H77L78 97H80V98L82 99V97L85 98V97L87 96L86 94H84ZM86 92H85V93H86ZM99 92L101 93L100 95H99ZM127 92H126V93H127ZM161 92H162V91H161ZM166 92H167V91H165L164 93H162V95H160V97L162 96V98H163V96H165V93H166ZM168 92H169V91H168ZM168 92H167V93H168ZM4 93H2L1 96H2ZM34 93H35V92H34ZM51 93H52V92H51ZM51 93H50V94H51ZM118 93H119V92H118ZM120 93H121V92H120ZM128 93H129V92H128ZM130 93H129V94H130ZM144 93H145V92H144ZM147 93H146V94H147ZM150 93H151V92H150ZM167 93H166V94H167ZM254 93H256V92H254ZM5 94L3 95V97H4V96L6 97ZM18 94H19V93H18ZM18 94H17V95H18ZM48 94H49V93H48ZM50 94H49V95H50ZM54 94H53V95H54ZM76 94H74V95H76ZM107 94H106V95L104 94L105 97H103V98H105V100H106V98L108 99V97H110V96L107 95ZM114 94H115V96L117 95L118 97H120L117 93H112V95H114ZM129 94H127V95H129ZM133 94L135 95V93H132V94H131L132 96L129 95V96H131V97L127 96V100H128L129 98L134 99V97H135L136 99H138L137 95H139V94H136V96H133ZM146 94H145V95H146ZM157 94H158V93H157ZM160 94H161V93H160ZM248 94L250 95V93H248ZM19 95H20V94H19ZM23 95H22V96H23ZM28 95H29V94H28ZM44 95H43V96H44ZM49 95H48V96L45 95V96L50 97ZM53 95L51 96L52 98L54 97ZM74 95H73V97H74ZM91 95H90V96H91ZM123 95H125V94H123ZM142 95H144V94H142ZM142 95H141V97L144 99V98H145V95H144V96H142ZM153 95H154V94H153ZM8 96H9V93H7V97H8ZM45 96L43 97V99L46 98ZM60 96H57V97L60 98ZM88 96H89V93H88ZM106 96H108V97H106ZM121 96H122V95H121ZM125 96H126V95H125ZM125 96H123V97H125ZM146 96H147V95H146ZM12 97L15 98L16 95H15V94H14V95L12 94ZM18 97H21V96H18ZM18 97H16V98L18 99ZM31 97H32V96H31ZM38 97H39V96H38ZM40 97H39V98H40ZM51 97H50V98H51ZM62 97H63V98H62ZM70 97H72V96H70ZM73 97H72V98H73ZM78 97H77V98H78ZM113 97H114V96L110 97V99L113 98ZM139 97H140V95H139ZM0 98H1V97H0ZM9 98H11V94H10V97H9ZM16 98H15V99H16ZM22 98H23V97H22ZM24 98H25V97H24ZM28 98H29V97H28ZM41 98H42V97H41ZM50 98H48V100H50ZM59 98H54V99L56 100V99H59ZM74 98H76V96H75ZM74 98H73V100H72L71 98H69V97L66 98V99H70V100H72L73 103H74ZM90 98H91V97H89L88 99H90ZM116 98H117V97H115V101H116ZM142 98H140V99H142ZM1 99H2V98H1ZM35 99H36V98H35ZM46 99H47V98H46ZM46 99L44 100L45 102L43 103V104H45V106H44V105L42 104V102H41L42 106H44V108L41 109V110H43V112H44L45 109H47V111H45V113L49 116L50 114H53V113H50V114H49V110H48L47 106L50 105V107H49V109H50V108H51V105H52L51 102L54 103V102H56V101H53V100H54V99H53L51 102L49 101V102H50V103H49V102H47ZM93 99L96 100V101L98 100V98L95 99L94 97H93ZM99 99H101V98H99ZM113 99H114V98H113ZM117 99L120 100V99H122V97H121V98H117ZM123 99H124V98H123ZM125 99H126V98H125ZM140 99L138 100L139 102H140ZM5 100H6V98H5ZM5 100H3V101L1 100V101L5 104V103H6V102H4ZM7 100H8V99H7ZM28 100H29V99H28ZM31 100H32V99H31ZM59 100H60V99H59ZM75 100H77V99H75ZM83 100H86V99H83ZM91 100H92V99H91ZM102 100H103V102H101ZM102 100H101V101L98 100V102L101 103V106H102L101 108H103V105H104V103H105V102H104L105 100H104V99H102ZM134 100H135V99H134ZM134 100L131 101V99H129V101H126V102L129 103V102L131 101V102H133V104H135V102H136V105H137V104H138V101L136 100V101L134 102ZM11 101H12V100H11ZM11 101H10V102H11ZM13 101H15V100H13ZM26 101H27V100H26ZM26 101H25V102H26ZM40 101H41V100H40ZM62 101H60V103H59L58 100H57L56 103H58L57 105H59V106H55V104H53L52 107H54V106H55V107H54V109H53V108H52V109H53L54 111H55V108H57V107H58V108H57V111H59V110L61 111V110H64V109H65V110L68 109V108H65V107H66V106H65L66 103L62 105ZM72 101H69V100L67 101V100H66L67 103H68V102H71V103H68L67 106H68L69 104H72ZM86 101H87V100H86ZM86 101H84V103H85ZM89 101H90V100H89ZM121 101H122V100H121ZM144 101H147V100L144 99ZM144 101H141L142 104L145 103ZM8 102H9V101H8ZM8 102H7V103H8ZM27 102H28V101H27ZM29 102H30V101H29ZM78 102H80V101H78ZM94 102H95V101H94ZM94 102H92V104H91L92 106H90V108H91V107H92V108L94 107L93 104H94V105L96 104V103H94ZM118 102H119V101H118ZM123 102H125V101H123ZM141 102H140V104H141ZM143 102H144V103H143ZM157 102H159V101H157ZM7 103H6V105H8ZM12 103H14V102H11L10 104H12ZM15 103H16V101H15ZM15 103H14V104H15ZM46 103H47L48 105H47ZM84 103L81 102L80 105L83 104V105H81V106H80L78 103H76V102H75L74 105H73V104H72V105H73L74 108H75V106L77 107L76 104H78V106L82 107V106H84ZM86 103H87V102H86ZM119 103H121V102H119ZM128 103H126V104H127V105L132 104V103H130V104H128ZM159 103L161 104V101H160ZM159 103H158V104H159ZM162 103H163V102H162ZM177 103H178V102H177ZM179 103H180V102H179ZM179 103H178V104L173 103V104H176L177 106H179V107H181V108H184V107L180 106L181 104H179ZM182 103H184V102H182ZM10 104H9V105H10ZM34 104H35V103H34ZM34 104H33V105H34ZM102 104H103V105H102ZM114 104L118 105V103H116V102L114 103V102H113V103H112V106H114ZM126 104L122 103V105H124V106H125ZM140 104H138L139 106H137V107H132V106H131V107L134 108V109H135V108H138V107H140V106H141V108L144 107L143 109L139 108V109H141V110H138V111H142V110L145 109L146 105H147V107H150V108H152L154 105H156V104H151V105H153V106H150V104H149V106H148V104L145 103V104H144L145 106L142 107V105H140ZM158 104H157V105H158ZM236 104H237V103L234 102V101L231 102V105H232L233 107H235ZM12 105H13V104H12ZM46 105H47V106H46ZM87 105H89V104H87ZM97 105H99V109H101V108H100V104H97ZM97 105H96V106H97ZM120 105H121V104H120ZM122 105H121V106H122ZM182 105H184V104H182ZM2 106H3V105H2ZM42 106H41V107H42ZM62 106H63V107H62ZM64 106H65V107H64ZM70 106H71V105H69L68 107H70ZM164 106H165V105H164ZM167 106H168V104H167ZM170 106H171V110L169 109V110H170L169 113H171V111H173L172 114H174V117H176V116H180V118H181V117H182L181 115H182L185 111H184L183 109H181V108H178V109H180V110H183V111H182L183 113L180 115L179 111H178V113H176L178 109H175L176 112H175V110L173 109V108H176V106H175V107H172V104H171V103L169 104V108H170ZM173 106H174V105H173ZM184 106L186 107V105H184ZM61 107H62L63 109H60ZM80 107H79V108H80ZM84 107H85V108H83V109H84V110L86 109L85 111H88L87 113H89V111L91 112V114H93L94 112H98V115H99V116H98L97 118H98V119H99V118L101 119L100 116H101V112L103 111L102 109L98 111V109H97L98 107H96V108L94 107L95 110H97V111H95V110H93V109L91 108V109L94 111V112H93L92 110H90L89 106H84ZM86 107L89 108V110H87ZM107 107L111 109L110 106H107V105H106V108H107ZM114 107H115V106H114ZM6 108H8V106L5 107V108H3V111H5ZM70 108H71V107H70ZM74 108H73V109L71 108V109L74 110ZM108 108H107V109H108ZM153 108H155V107H153ZM211 108H212V106H210V104H208V107H206V108H205L204 110H202L201 112H196V111H195L194 114L192 113V114H190V116H189V114H188L187 117H189L188 119H190V118H192V117L194 118V115H195V116H196L195 118L198 119L199 116H201V115L203 116V115H206L207 113H209L210 110H211ZM8 109H10V108H8ZM33 109H34V107H33ZM58 109H59V110H58ZM71 109H70V111H71ZM134 109H133V110H134ZM146 109H149V108H146ZM39 110H40V109H39ZM65 110H64V112H65ZM80 110H81V108L79 109V114H80ZM108 110H109V109H108ZM3 111L1 112L2 114H3ZM8 111H9V110H8ZM8 111H7V113L10 114L11 112H8ZM50 111H51V110H50ZM67 111H69V109H68ZM67 111H66V112H67ZM70 111H69V112H70ZM75 111L78 112V107L75 109ZM82 111H83V110H82ZM85 111L82 112L81 115H79V116H82V114H83V117H82V118H83L85 121L90 120V118H92L94 115H91V117L88 116L90 113H89L88 115H87V113H86V115H84V114H85ZM100 111H101V112H100ZM17 112H18V111H17ZM21 112H22V111H21ZM33 112L36 113V111H33ZM37 112H38V111H37ZM71 112H72V111H71ZM104 112H105V111H104ZM106 112L109 114L110 110H109V112H108V111H106ZM106 112H105V113H106ZM259 112H260V111H258V113H259ZM7 113H5V115H6ZM14 113H15V112H14ZM18 113H19V112H18ZM35 113H34V114H35ZM39 113H40V112H39ZM45 113H44V114L42 113L43 115H40V114L37 115V113H36L35 115H36V116H40V117H41V116L44 117ZM72 113H76V112H72ZM99 113H100V114H99ZM107 113H106V114H107ZM134 113H135V112H134ZM134 113H133V114H134ZM169 113H168V114H169ZM175 113H176V116H175ZM260 113H261V112H260ZM16 114H17V113H16ZM76 114H78V113H76ZM94 114L96 115L97 113H94ZM168 114L166 113L165 115H164V114H163V115H164L165 117H167V116H171V117H172V115H168ZM7 115H8V114H7ZM18 115H19V114H18ZM27 115H28V114H27ZM32 115H33V113H32L31 115H28V116L31 117ZM35 115L32 116L34 119L37 118ZM47 115H46V117H47ZM65 115H66V118H67L68 116H69V117L72 116V117H73V120H74V118L76 117V116L74 117V114H73V115H72V114H71V115H70V114L68 115V113H67V114L65 113ZM65 115L63 114V116H65ZM67 115H68V116H67ZM102 115H103V112H102ZM104 115H105V114H104ZM104 115H103L102 117H105V116H106V115H105V116H104ZM109 115L111 116L112 114H109ZM109 115L106 116V117L110 118L109 121H107L108 124H106V123L104 122V123H105V128H106V129H109V128L111 127V126L109 127V125H110V123H109L110 120H111V121L114 120L113 117H109ZM166 115H167V116H166ZM183 115H184V114H183ZM185 115H186V113H185ZM260 115L262 116V114H260ZM1 116H2V115H1ZM19 116H20V115H19ZM87 116H88V117H87ZM164 116H163V117H164ZM261 116H260V117H261ZM8 117H9V116H7L6 118H8ZM32 117H31V118H32ZM69 117L67 118V120H69ZM72 117H70V118H71L70 120H72ZM77 117H78V116H77ZM77 117H76V119H77ZM94 117H95V120L92 119L93 124L91 123V120L88 121V124L90 123V124H89L90 127H89L88 124L84 123V120H82V118H81V120L83 121V123H82V122H81V123H82L83 125H84V124L88 125V129H90V130H88L87 132H84L85 130H87V129H83V128L85 127V125L81 127L82 124L79 123L80 121H78L79 126H80V130H81V128H82V129L84 130V131H83L84 133H83L82 131H80L79 129H78V131H77V130H76V131H77L78 133H79V132H82L83 134H87V133L90 134V133H91L90 135H92V136H93V134H95V133H93V131L91 132V129H93L94 131H97V132L100 131V129H101V128H100V126H101V125H100V122H101V121H106V120H104V118H103V120H98L100 126H99L97 123H95V124H97V125L99 126L100 129H99V130H96L95 128L98 129V127H95V126H94V122L97 121V118H96V116H94ZM184 117H186V116H184ZM262 117H264V113H263V116H262ZM1 118H2V117H1ZM3 118H4V116H3ZM9 118H10V117H9ZM9 118H8V119H9ZM21 118H22V117H21ZM33 118H32V119H33ZM51 118H52V117H51ZM78 118H79V117H78ZM108 118H107V120H108ZM111 118H112L113 120H112ZM258 118H259V117H258ZM8 119H7V121H8ZM23 119H24V118H23ZM60 119H61V120H60ZM105 119H106V118H105ZM181 119H182V118H181ZM59 120H60V121H59ZM59 120H58L57 122L55 121V122L58 124V125H55L56 127H57V126H60L58 122H61V123L63 124L64 122H62V121H65V119L62 120V118H59ZM70 120H69V121H70ZM79 120H80V118H79ZM191 120H194V119H191ZM1 121H5V120H1ZM1 121H0V122H1ZM69 121H65L66 124L64 123V126H60L59 129H62L63 127H66V129H67V127L70 126L69 123H70L71 126H72L73 122H75V121H77V120H74V121H72V122H69ZM98 121H97V122H98ZM194 121H196V120H194ZM262 121H263V120H262ZM36 122H37V121H36ZM53 122H54V121H53ZM67 122H69V123H67ZM2 123L5 124V122H2ZM31 123H32V122H31ZM51 123H52V122H51ZM51 123H50V124H51ZM61 123H60V124H61ZM78 123H74V125L77 127V126H78V125H77ZM111 123H114V122H111ZM54 124H55V123H52L51 125H54ZM91 124H92L93 127H95V128H91ZM101 124H103V123H101ZM6 125H7V124H6ZM20 125H22V124H20ZM25 125H26V124H25ZM51 125H50V126H51ZM74 125H73V126H74ZM97 125H96V126H97ZM107 125H108V126H107ZM16 126H19V125H16ZM55 126H51V127H53L52 130L55 128ZM106 126L109 127V128H107ZM248 126H249V125H248ZM51 127H49V128H51ZM101 127H102V126H101ZM246 127H247V126H246ZM249 127H250V126H249ZM49 128H48L47 130L45 129L47 132H45V130H44V132H45L46 134H49V136L43 134V132H42L44 138H45V137H47V139H48L49 137L51 138V135H50V134L53 133V131L50 132V131H49ZM57 128H58V127H57ZM68 128H69V127H68ZM74 128H75V127H74ZM77 128H79V127H77ZM85 128H87V127H85ZM59 129H57V131H58ZM75 129H76V128H75ZM106 129H105V130H106ZM244 129H245V128H244ZM54 130H55V132H56V129H54ZM68 130H70V128H69ZM68 130H64V129H62V130H59V131H61V132H62V131H66L65 133H67ZM73 130H74V129L71 130V133L68 132V134H72V135H73V133L75 132V130H74V131H73ZM103 130H104V128H103ZM103 130H102V131H103ZM105 130H104V131H105ZM200 130H201V129H200ZM247 130H248V129H247ZM254 130H256V129H254ZM106 131H107V130H106ZM49 132H50V133H49ZM97 132H96V133H97ZM109 132H110V131H109ZM253 132H254V131H253ZM13 133H14V132H13ZM58 133H59V132H58ZM62 133L65 134L64 132H62ZM78 133H77V136L79 135ZM68 134H66V135H68ZM75 134H76V133H74V135H75ZM110 134H112V133H110ZM194 134H196V133H194ZM199 134H200V133H199ZM255 134H256V133H255ZM31 135H32V134H31ZM36 135H37V134H36ZM52 135H53V134H52ZM59 135H61V133H60ZM74 135H73V136H74ZM80 135H81V134H80ZM95 135H97V134H95ZM108 135H109V134H107V135L105 134L106 137H107ZM200 135H201V134H200ZM24 136H25V134H24ZM32 136H33V135H32ZM63 136H64V135H63ZM105 136L103 135V138H104ZM111 136L113 137V135H111ZM111 136H109V138H110ZM114 136H116V135H114ZM123 136H124V134H123L122 136L120 135V140H121V138H122ZM6 137H7V136H6ZM12 137H13V136H12ZM41 137H42V135H41ZM112 137H111V139H110L111 141H112V139H114V141H115L116 138H117V136L114 137V138H112ZM124 137H125V136H124ZM124 137H123L122 139H124ZM103 138H100V139L102 140ZM2 139H3V138H2ZM74 139H75V137H74ZM100 139H99V140H100ZM29 140H30V139H29ZM101 140L99 141V143L102 142ZM120 140L117 139L116 141L118 142V141H120ZM124 140L126 141V139H124ZM20 141H21V140H20ZM22 141H23V140H22ZM33 141H34V140H33ZM33 141H32V142H33ZM35 141H36V140H35ZM35 141H34L33 143H35ZM96 141H97V140H96ZM104 141H106L107 143L110 142V141H108L107 139H104L103 142H102V144L104 143ZM122 141H123V140H122ZM125 141H123V143L120 141V142L123 144V146H124V144H125ZM26 142H27V141H26ZM24 143H25V142H24ZM24 143H23V144H24ZM28 143H30V142L28 141ZM72 143H73V144L75 143V144L73 145V147L75 148V150H72V151H76V148H77V147H75V145H76V144L78 145V143H77V142H72ZM95 143H96V142H95ZM112 143H113V142H112ZM126 143H127V141H126ZM56 144H57V143H56ZM56 144H54V146H55ZM59 144H60V143H59ZM59 144H58V145H59ZM100 144H101V143H100ZM100 144H99V145H100ZM119 144H120V143H119ZM122 144H120V145H122ZM10 145H12V144H10ZM27 145H28V144H27ZM27 145H26V146H27ZM29 145H30V144H29ZM33 145H34V144H33ZM42 145H43V144H42ZM62 145H63V144H62ZM62 145H60V146L62 147ZM68 145H69V144H68ZM77 145H76V146H77ZM81 145H82V147H81ZM83 145H84V144H79V149H80V147H81V149H82V148H83ZM85 145H86V144H85ZM87 145L90 146L89 144H87ZM87 145H86V147H87ZM93 145H94V144H93ZM93 145H92L91 147H93ZM95 145H96V144H95ZM95 145H94V147H95ZM120 145H119V147H120ZM5 146H6V145H5ZM56 146H57V145H56ZM56 146H55V147H56ZM96 146H97V145H96ZM123 146H121L120 148H122ZM29 147H31V145H30ZM57 147H58V148H57ZM57 147H56L57 150H58L59 148H60V149L63 148V147L61 148V147H59V146H57ZM70 147H72V146L69 145L67 148H70ZM73 147H72V148H73ZM84 147H85V146H84ZM86 147H85V148H86ZM100 147H101V149H102V147H104V148H105V149H103L104 151L108 149V148L106 149L105 144H104L103 146H99V147H97V148L101 151ZM5 148H6V147H5ZM10 148H11V147H10ZM31 148H32V147H31ZM43 148H44V147H43ZM72 148H71V149H72ZM74 148H73V149H74ZM85 148H83V149H85ZM97 148H95V149H96L95 152H94L95 149L92 151L93 148H91V150H90L89 147L86 148L88 151H89V150L92 151V153L89 151L90 156H89V155L87 156L88 152H86L87 154H85V155L87 156V158H88V157L90 158L91 155L93 154V152H94V153H97V151H99ZM120 148H119V149H120ZM12 149H13V148H12ZM12 149H11V150H12ZM46 149H47V148H46ZM53 149H54V148H53ZM53 149H50V150H51L52 152H54ZM77 149H78V148H77ZM79 149H78V150H79ZM83 149H82V151H84V153H85V150H86V149H85V150H83ZM9 150H10V149H8V150H7V149L4 150V152L8 151V152H6V153H4L3 151L0 152V156H1L2 153H4V155L6 154V158H5V160H4V157H5L4 155H3L4 157H1V159L3 158V159H2L3 162L1 163V164H2V169H0V171H1V170L3 171V170H4V169H3L4 167L7 168L6 164H5L4 167H3V164L6 163V162H4V161H7V160H6V159L8 158L7 154L9 153V155H10V153H11V152H9ZM18 150H19V149H18ZM57 150H56V152H57ZM67 150H70V149H67ZM87 150H86V151H87ZM108 150H110V149H108ZM108 150H107L106 152H108ZM29 151H30V150H29ZM58 151H60V150H58ZM63 151H64V150H63ZM100 151H99V152H100ZM111 151H112V150H111ZM48 152H50L49 149H48ZM61 152H62V151H60V153H61ZM67 152H68V151H67ZM15 153H16V152H15ZM25 153H26V152H24L23 155H25ZM27 153H28V152H27ZM50 153H51V152H50ZM54 153H55V152H54ZM60 153H59V154H60ZM64 153H66V152L61 153V154H63V155H62L63 157H64V155H65ZM73 153H74V152H73ZM73 153H71V154H73ZM20 154H21V153H20ZM20 154H18V155L20 156ZM52 154H53V153H52ZM57 154H58V153H57ZM66 154H68L67 156H70V155H69L70 153H66ZM132 154H133V153H132ZM134 154H135V153H134ZM18 155H17V156H18ZM23 155H21V156L24 157ZM26 155H28V154H26ZM26 155H25V157H26ZM54 155H56V153H55ZM80 155H81V154H78V153L73 154V155H72V158H73L74 156H78V158L76 157L75 159H79V156H80ZM128 155H129V154H128ZM128 155H127V156H128ZM12 156H13V155L9 156V158H11ZM47 156H48V154H47L45 157L47 158ZM50 156H52V155H50ZM62 156L57 157V158L61 159V161H62V160H63V161H69V159L71 158V157H70L69 159L65 160V157H67V156H65L64 158H63ZM81 156H82V158H85L83 154H82ZM81 156H80V157H81ZM133 156H134V155H133ZM154 156H155V155H154ZM257 156H258V155H257ZM257 156H256V157H257ZM262 156H263V155H262ZM92 157H93V156H92ZM259 157H261V156H259ZM9 158H8V159H9ZM51 158H52V160H53L54 156H52ZM51 158H50V159H51ZM62 158H63V159H62ZM67 158H68V157H67ZM72 158H71V160H72ZM152 158L154 159V157H152ZM157 158H159V157H157ZM257 158H258V157H257ZM54 159H56V156H55ZM59 159H58V161H57V159L54 160V162H58V163H59V161H60ZM73 159H74V158H73ZM85 159H86V158H85ZM255 159H256V158H255ZM262 159H263V158H262ZM15 160H17L16 157H15ZM38 160H39V162H42V161H45L46 159H42V161H40V159H38ZM82 160H84V159H82ZM125 160H126V158H125ZM131 160H132V159H131ZM138 160H139V159H138ZM159 160H160V159H159ZM161 160H162V158H161ZM259 160H260V159H259ZM10 161H12V160L10 159ZM13 161H14V160H13ZM13 161H12V162H13ZM33 161H35V160H33ZM33 161H32V162L29 161V162H31L30 164H32ZM47 161L50 162L49 160H47ZM47 161H46V162H47ZM123 161H124V160H123ZM162 161H164V160H162ZM162 161H161V162H162ZM0 162H1V161H0ZM70 162H72V161H70ZM82 162H84V161H82ZM86 162H87V161H86ZM86 162H85L84 168H86V165H87ZM126 162H127V161H126ZM139 162L141 163V161H139ZM150 162H152V161H150ZM156 162H157V160H156ZM8 163H9V161H7V164H8ZM42 163L45 165L44 162H42ZM58 163H57V164H58ZM68 163H69V162H68ZM135 163H136V162H135ZM140 163H139V164H140ZM1 164H0V165H1ZM46 164H47V163H46ZM49 164H50V163H49ZM57 164L55 163V166H56ZM71 164H72V163H71ZM83 164H84V163H81L80 165L83 166ZM137 164H138V163H137ZM156 164H157V163H156ZM9 165H10V164H9ZM32 165H33V164H32ZM32 165H30V166H32ZM38 165H39V164L34 165V167L37 168L36 166H38ZM50 165H51V164H50ZM59 165H61V164H59ZM18 166H19V165H18ZM26 166H27V165H26ZM41 166H42V164H40V167H41ZM48 166H49V165H47V166L45 165V167L49 168L50 166H49V167H48ZM55 166H54L55 169H53V168L51 167V170H55V171H51L50 168H49V169H47V168L45 169L44 166L42 167V168H44L45 170H48V171L50 172V173H48V171H45V170L43 169L45 172H47V173H45V175H44V172H43V176H44V178H45V176H46V180H47V178H49V177H51V178L54 177L53 180L49 179V180H51V181H49L50 183H52L54 180H56V177H61V174H63L64 172H66L67 169L71 171V169H69V168H70L72 165H71L70 167L67 166V165H66V166H63L62 168H63V169L65 168L64 171H63V169H61V170L59 169V168H61V166H62V165H61V166L58 168V169L60 170V172H58L59 170L57 171V168H56ZM57 166H58V165H57ZM126 166H127V165H126ZM138 166H139V165H138ZM142 166H143V165H142ZM19 167H20V166H19ZM23 167H24V165H23ZM23 167H21V168H22L23 171H24V168H23ZM28 167H29V166H28ZM28 167H27V168H28ZM67 167H68V168H67ZM72 167H73V166H72ZM74 167H75V166H74ZM80 167H81V166H80ZM80 167H79V168H80ZM121 167H122V166H121ZM123 167H124V166H123ZM0 168H1V167H0ZM21 168H20V169H21ZM27 168H26V169H27ZM32 168H33V167H32ZM38 168H39V166H38ZM38 168H37L36 170H38V172H39L40 169H38ZM81 168H82V171H83V173H84L83 167H81ZM81 168H80V169H81ZM7 169H8V168H7ZM26 169H25V170H26ZM76 169H77V168H76ZM87 169H88V168H87ZM87 169H85V171H86ZM124 169H125V168H124ZM13 170H14V169H13ZM27 170H28V169H27ZM29 170H32L33 172L36 171V170L30 169V168H29ZM68 170H67V171H68ZM89 170H90V169H89ZM89 170H88V172L86 171V173H89V172L92 171V170H90V171H89ZM141 170H142V169H141ZM8 171H9V172H8ZM8 171H7V172H8L9 177H10V175H13V176L16 177V175H14V172L17 171V170L12 171L13 174H12V172H11V174H9L10 171H11L10 169H9ZM20 171H21V170H20ZM23 171H21L22 173H20V174H23V175H24V174L26 173V172L24 173ZM73 171H74V170H73ZM79 171H80V170H79ZM3 172H4V171H3ZM38 172L36 171L37 174H38ZM53 172H55V173L57 172V174L59 173V176H53ZM68 172H69V171H68ZM68 172H66V173H68ZM135 172H136V171H135ZM140 172H141V171H140ZM1 173H2V172H1ZM16 173H17V172H16ZM27 173H28V171H27ZM29 173L32 174V172H30V171H29ZM29 173H28V174H29ZM36 173L34 172V175H35ZM40 173H42L41 170H40L39 174H40ZM51 173H52V174H51ZM55 173H54V174H55ZM60 173H61V174H60ZM66 173H64V174H66ZM71 173H72V172H71ZM71 173H68V174L70 175V177H71V175H72V177H73L74 175H75V176H78V175H79L77 171L74 172V173H77V174H74V173H73V174H74V175H73V174H71ZM81 173H82V172H81ZM81 173H80V174H81ZM83 173H82V175H83ZM141 173H142V172H141ZM17 174H18L17 176L20 177L19 172H18ZM28 174H27V175H28ZM39 174H38V176H39ZM46 174H51V176L47 177ZM68 174H66V176H65V175H62V176H64L63 179H64L65 177H69ZM89 174L91 175V173H89ZM127 174H128V172H127ZM0 175H1V174H0ZM25 175H26V174H25ZM34 175H30V176L35 177ZM87 175H88V174H86V178H89L90 176L87 177ZM129 175H130V174H129ZM129 175H128V176H129ZM132 175H133V174L131 173L130 176H132ZM134 175H135V174H134ZM141 175H142V174H141ZM13 176H12V179H14ZM52 176H53V177H52ZM9 177H8V178H9ZM18 177L15 178V179H18ZM21 177H22V176H21ZM28 177H29V176H28ZM28 177H27V178H28ZM40 177H41V179H42L41 174H40ZM40 177L38 178L39 180H41ZM70 177H69V179H70ZM78 177H79V178H78ZM78 177L76 178V179H78V181H79L81 178L83 179L82 176H81V177L78 176ZM27 178H26V179L24 178V179L27 181ZM29 178H30V177H29ZM44 178H43V179H44ZM61 178H62V177H61ZM9 179H10V178H9ZM9 179H8V180H9ZM30 179H31V178H30ZM38 179H37V180H38ZM58 179H59V180H58L59 182H60V180H63V179H60V178H58ZM69 179H68V180L66 179L67 182L65 181V179L62 181V182H64V181L66 182V183H64V185H65V184H68ZM76 179H75V180H76ZM92 179H94V177H92ZM172 179H173V178H172ZM18 180H19V182H20V180H23V179L20 178V179H18ZM44 180H45V179H44ZM46 180H45V181H46ZM71 180H72V178H71ZM71 180H70V183L72 182ZM84 180H86V179H84ZM89 180L91 181L90 178H89ZM89 180H87V182H90ZM26 181L23 180V181H22V185H23V182L25 183ZM41 181H42V180H41ZM41 181H40V182H41ZM58 181H56V182H58ZM76 181H77V180H76ZM76 181H75V182H76ZM93 181H95V179H94ZM93 181H91V182H93ZM42 182L44 183V181H42ZM42 182H41L40 184H42ZM47 182H48V180H47ZM47 182H46V183H47ZM80 182H81V180H80ZM82 182H84L83 184H85V181H82ZM91 182H90V183H91ZM96 182H98V181H96ZM78 183H79V182H78ZM44 184H45V183H44ZM44 184H42V185L45 186ZM47 184H48V183H47ZM53 184H54V182H53ZM53 184H52V186H53ZM80 184H82V183H80ZM87 184H88V183H87ZM87 184H85L84 187L87 186ZM32 185H33V184H32ZM34 185H36V184H34ZM42 185H41V188H43ZM50 185H51V184H50ZM90 185H92L93 187L90 186ZM94 185L96 186V185H98V184H95V182H94ZM94 185H93V183H92V184H88V186L90 187L89 189L92 188L91 190L94 191V192H93V195H94L95 192H96V194H97V192H98V191L95 190ZM38 186H39V183L37 182L36 187H35V186H33V187L36 188V189H38V188H37ZM47 186H48V185H47ZM47 186H46V187H47ZM54 186H55V185H54ZM57 186H58V185H57ZM59 186H60V183H59ZM61 186H62L63 189H66V190H63V191H67V190H68L67 188H69V187L71 188V187H72V185L69 186V187H67V185H65V186H66V187L64 186L65 188L63 187V185H61ZM80 186H81V185H79V188H76V187L74 186V187L76 188V191H77V192H79L78 189L83 188V187H80ZM88 186H87V189H86V187H85L86 190H85V189H83V190L81 189L82 193H80V192H79V193H80V194H83V193H85L84 190H85V191L89 190V189H88ZM30 187H32V186H30ZM30 187H29V188L27 187L28 190L25 189V190H26V193H28L29 195H31V197H30V201L28 200V202H31V200L33 201V199H31V198L35 197L34 192H35V190H36V189H33V187H32V188H30ZM39 187H40V186H39ZM46 187H45V188H46ZM49 187H50V186H48V188H46V189L49 190V189H50ZM171 187H172V186H171ZM45 188H43V190H44ZM51 188H52V189H56L57 187H54V188L51 187ZM58 188H59V187H58ZM58 188L56 189V191L58 190ZM70 188H69V190H70ZM72 188H73V187H72ZM93 188H94V189H93ZM177 188H179V187H177ZM29 189H33L31 193H30V190H29ZM46 189H45V190H46ZM97 189H98V187H97ZM172 189H173V188H172ZM23 190H24V189H23ZM25 190H24V191H25ZM38 190H40V189H38ZM50 190H51V189H50ZM50 190H49V193L52 192V191H50ZM59 190H60V189H59ZM59 190H58V191H59ZM61 190H62V189H61ZM72 190H73V191H70V192H75L74 189H72ZM91 190L89 191V195H90V193L92 192ZM180 190H183V188H181ZM28 191H29V192H28ZM54 191H55V190H54ZM36 192H37V191H36ZM39 192H40V191H39ZM45 192H46V191H45ZM47 192H48V191H47ZM67 192H68V191H67ZM67 192H66V196H67V195H68V196L71 195V196L73 197L72 194H70V193L67 194ZM77 192H75V193H77ZM140 192H141V191H140ZM178 192H179V191H178ZM32 193L34 194V196H32V195H33ZM52 193H53V192H52ZM60 193H65V192H61V191H60ZM60 193H57V192L55 193V192H54L55 197L57 196L58 198H61V197H60V195H61V196H63V199H64V198H66V199L68 198V199H70V201H71V198H70V197H64V195H62V194H60ZM79 193H77V194H79ZM135 193H136V192H135ZM171 193H172V192H171ZM183 193H185V192H183ZM40 194H41L42 199H41V201H39V202H41V203H42V206H45V207H43V208H44V211H41L42 213H39V215H42L43 217H48V218L50 217V218H52V217H51V216H52V213H50V212L53 211V214H54V211L56 210V209L54 210V208H55L56 205H58V204L55 205V203H54L55 201L53 202V199H54L55 197H54L52 200H50V198H48L47 195L49 196L51 193L46 195V193H44V192H40ZM58 194H59V195H58ZM73 194H74V193H73ZM77 194H74V195L77 196ZM96 194H95V195H96ZM175 194H176V193H173V195H175ZM85 195H86V196H85ZM85 195H84V196H85V198L87 199V198H88V197H87V196H88V191H87V194L85 193ZM93 195H91V196H93ZM51 196H52V194H51ZM51 196H49V197H51ZM53 196H54V195H53ZM53 196H52V197H53ZM75 196H74V197H75ZM78 196H79V195H78ZM84 196H83L82 198H84ZM91 196H90L89 198H91ZM130 196H131V195H130ZM0 197H1V195H0ZM5 197H6V196H5ZM57 197L55 198L56 203L58 202V200H60V199H58ZM74 197H73V198H74ZM94 197H95V196H93V198H94ZM1 198H2V197H1ZM73 198H72V201H73ZM89 198H88V199H89ZM35 199H36V198H35ZM48 199H49V202H46ZM57 199H58V200H57ZM91 199H92V198H91ZM91 199H90V200H91ZM120 199H122V198H120ZM3 200H5V199H3ZM3 200H0V204H1V201H3ZM43 200H44V201H43ZM74 200H75V199H74ZM7 201H8V200H7ZM61 201H62V199L59 201V202H60V206H64V207H65V206L70 205V206H68V207L66 208L67 210H68V208H72L71 206H73V205H71V203L66 204L67 202H66L65 200H63V201H65V202H63V201L61 202ZM70 201H68V202H70ZM122 201H123V200H122ZM4 202H6V200H5ZM39 202H38V203H39ZM51 202H53V206H52ZM59 202H58V203H59ZM74 202H75V201H73L72 204H74ZM123 202H124V201H123ZM129 202H130V201H129ZM7 203H8V202H7ZM49 203H50V204H49ZM62 203H65V204L62 205ZM121 203H122V202H121ZM125 203H127V201H126ZM2 204H4V203H2ZM2 204H1V205H2ZM26 204H27V203H26ZM43 204H44V205H43ZM127 204H128V203H127ZM4 205H6V204H4ZM38 205H40V203H39ZM38 205H36V208H37ZM47 205H48V207H46ZM49 205L52 206V209H51V207H49ZM54 205H55V206H54ZM75 205H76V203H75ZM125 205H126V204H125ZM7 206H8V205H6V206H4V207H7ZM40 206H41V205H40ZM58 206H59V205H58ZM78 206H79V205H78ZM167 206H168V205H167ZM2 207H3V206H2ZM23 207H24V206H23ZM34 207H35V206H34ZM34 207H32L31 209H34ZM56 207H57V206H56ZM125 207H126V206H125ZM125 207H124V208H125ZM0 208H1V207H0ZM36 208H35V209H36ZM40 208H41V207H40ZM40 208H39L38 210H36V211L34 210V211H35L34 213H36L37 211L40 212ZM46 208H50V209H51L50 212H49V211H46V210H47ZM73 208H74V206H73ZM73 208H72V210H73ZM75 208L78 209V207H75ZM119 208H120V207H119ZM45 209H46V210H45ZM76 209H74V210H76ZM80 209H81V208H80ZM125 209H127V208H125ZM166 209H167V208H166ZM42 210H43V209H42ZM48 210H49V209H48ZM67 210H66V211H67ZM131 210H132V209H131ZM168 210H169V209H168ZM45 211H46V212H45ZM62 211H64V210H61V211H59V212L56 211L55 213H56V214H57V213H63ZM66 211H65V212H66ZM68 211H71V209H69ZM68 211H67L66 213H70V212H68ZM78 211H79V210H78ZM127 211H128V210H127ZM22 212L24 213V211H22ZM31 212H33V211L30 210V213H31ZM38 212H37V214H36L37 216H38ZM48 212H49L50 214H49ZM76 212H77V211L71 212V215H73L72 213H76ZM23 213H22V214H23ZM34 213H31V214H33V216H34ZM43 213H44V214L47 213V214H46V215H43ZM66 213H63V214H66ZM81 213H83V212H80V214H81ZM77 214H79V213L77 212ZM28 215H30V214H29V211H28ZM47 215H50V216H47ZM54 215H55V214H54ZM54 215H53V216H54ZM59 215H60V214H59ZM3 216H4V215H3ZM7 216H8V215H6V217H7ZM24 216L26 217L27 215L24 214ZM56 216H58V214L55 215L54 217H56ZM168 216H169V215H168ZM4 217H5V216H4ZM6 217H5V218H2V220L8 218V217H7V218H6ZM28 217L31 218V220L29 219V221L27 220L26 222H28V223L30 222V223H31L32 220L34 221V218H33V217H30V216H28ZM28 217H26L25 220H26ZM34 217H35V221H38V220H36L37 217H36V216H34ZM39 217H40V216H38V218H39ZM32 218H33V219H32ZM38 218H37V219H38ZM39 219H41V218H39ZM42 219H43V218H42ZM46 220H52V219H46ZM0 221H1V218H0ZM33 221H32V222H33ZM35 221H34V222H35ZM94 221H95V220H94ZM34 222H33V223H34ZM36 223H38V222H35L34 224H36ZM49 223H50V222L47 223L48 226H50ZM99 223H100V222H99ZM23 224H25V223H23ZM65 225H66V224H65ZM63 226H64V225H63ZM101 226H103V227H102L103 230H104L105 227H107V229L109 228V226H107V225H106V226L101 225ZM101 226H99L98 228H101ZM66 227H68V225H66ZM48 228H49V227H48ZM81 228H82V227H81ZM65 229H66V228H65ZM78 229H79V228H78ZM107 229H106V230H107ZM63 230H64V229H63ZM63 230H62V231H63ZM69 230L72 231L71 229H69ZM99 230H100V229H99ZM226 230H227V229H226ZM65 231H68V229H66ZM73 231H74V230H73ZM73 231H72V232H73ZM59 232H60V231H59ZM251 234H255V233H251ZM257 235H258V233L255 234V236H257ZM72 236H73V235H72ZM252 236H253V235H252ZM70 237H71V236H69V238H70ZM250 237H251V236H250ZM69 238H68V237H65V239L60 238L61 241H58V240H60V239L58 238L57 240L55 239L57 242H55L54 240L52 241V242L54 243V246H55V247L57 246V251H56V252H57L58 255L61 256V257L63 258V260H64V261H63L62 263H60V264H65V263H66V264H81L82 262L80 263L79 261H77L78 259L75 258V254H76L75 252H76V250H77L78 248H80V247H78V241H76L77 239L75 240L73 237H71L72 239H69ZM246 238H247V237H246ZM251 238H252V237H251ZM74 240H75V241H74ZM93 240H94V239H93ZM95 240H96V239H95ZM247 240H248V242H247L248 244L251 243V241H253V240H251V241L249 242V239H247ZM254 240H255V239H254ZM104 241H105V240H104ZM106 242H107V243H106ZM111 242L114 243V244H117V245L124 246V247H126L128 244H129L131 247L136 245V244H134L133 242H128L127 244H124L125 242H121V241H119V240H108V239H106V241L103 243V245L111 244ZM29 243H30V244H29ZM29 243H27V244H23L22 246L19 245L20 247H19V246H18V247L21 248V249H18V248L16 247L18 250H15L16 248H12V247H11L12 245L10 244V246L8 245L7 250H5V251H4V250L1 251V254L3 255V253H4V254L6 253V255H3V258H5V259L7 258L8 261H11V262H13V263H15V264H21V263L25 262V260H27V258H25V255L28 254V253H26V252H27V251H28V252H29V251L31 252V249L33 248V246L35 245L34 243H36V242H29ZM31 243H32V244H31ZM57 243H58V244H57ZM36 244H37V243H36ZM55 244H56V245H55ZM248 244H247V245H248ZM249 245H250V244H249ZM64 246H66L67 249H66V248L63 249ZM22 249H23V251L21 252ZM62 249H63V250H62ZM148 249H149L150 251H154V252L162 253V252H166V251L168 250V247L165 248V249H162V250H161V249L155 250V249H153V248H148ZM19 250H20V251H19ZM24 250H25L26 252H25ZM60 250H62V251H60ZM23 252H24L25 254H24ZM59 252H60V254H59ZM21 253H23V255H22ZM185 253H186V252H185ZM185 253H183V255H184ZM137 255H138V254H137ZM26 257H27V256H26ZM158 258H159V257H158ZM160 259H161V258H160ZM101 261H102V259H101ZM101 261H100L99 263H97V264H101V263H102ZM43 262H44V261H43ZM146 262H147V261H145V259H144L143 261H141L140 264H145ZM51 263H52V262H51Z\"/></svg>",
    "mask_w": 264,
    "mask_h": 264
}]
</instances>
